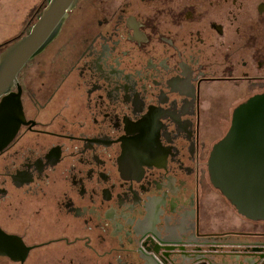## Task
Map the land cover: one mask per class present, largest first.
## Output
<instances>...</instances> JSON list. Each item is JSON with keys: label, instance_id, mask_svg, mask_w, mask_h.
Masks as SVG:
<instances>
[{"label": "flooded vegetation", "instance_id": "flooded-vegetation-1", "mask_svg": "<svg viewBox=\"0 0 264 264\" xmlns=\"http://www.w3.org/2000/svg\"><path fill=\"white\" fill-rule=\"evenodd\" d=\"M11 94L0 264H264L262 177L227 153L264 104V0H79Z\"/></svg>", "mask_w": 264, "mask_h": 264}, {"label": "water", "instance_id": "water-1", "mask_svg": "<svg viewBox=\"0 0 264 264\" xmlns=\"http://www.w3.org/2000/svg\"><path fill=\"white\" fill-rule=\"evenodd\" d=\"M79 0H49L30 31L0 52V97L10 92L17 80L18 73L28 62L40 55L58 37L69 13L74 10ZM22 110L20 101L14 94L0 103V150L16 134L20 126ZM243 125L233 129V135L240 137V144L228 149L231 157L244 158L253 164L245 165L256 169L262 177V200L258 203L259 211L264 217V104L252 108L243 119ZM241 130V131H240ZM262 186V185H261ZM247 187L243 196L247 197Z\"/></svg>", "mask_w": 264, "mask_h": 264}, {"label": "rangeland", "instance_id": "rangeland-1", "mask_svg": "<svg viewBox=\"0 0 264 264\" xmlns=\"http://www.w3.org/2000/svg\"><path fill=\"white\" fill-rule=\"evenodd\" d=\"M46 3L47 0H0V47L14 41L26 24H33Z\"/></svg>", "mask_w": 264, "mask_h": 264}, {"label": "trees", "instance_id": "trees-1", "mask_svg": "<svg viewBox=\"0 0 264 264\" xmlns=\"http://www.w3.org/2000/svg\"><path fill=\"white\" fill-rule=\"evenodd\" d=\"M49 0H47V2H48ZM40 16V13L37 15V17H39Z\"/></svg>", "mask_w": 264, "mask_h": 264}]
</instances>
